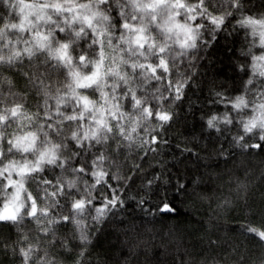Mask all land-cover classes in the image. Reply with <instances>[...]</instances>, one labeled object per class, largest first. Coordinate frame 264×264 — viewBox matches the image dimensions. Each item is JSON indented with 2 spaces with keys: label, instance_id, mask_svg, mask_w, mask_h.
I'll return each mask as SVG.
<instances>
[{
  "label": "clouds",
  "instance_id": "obj_1",
  "mask_svg": "<svg viewBox=\"0 0 264 264\" xmlns=\"http://www.w3.org/2000/svg\"><path fill=\"white\" fill-rule=\"evenodd\" d=\"M0 264H264V0H0Z\"/></svg>",
  "mask_w": 264,
  "mask_h": 264
},
{
  "label": "snow or ice",
  "instance_id": "obj_2",
  "mask_svg": "<svg viewBox=\"0 0 264 264\" xmlns=\"http://www.w3.org/2000/svg\"><path fill=\"white\" fill-rule=\"evenodd\" d=\"M165 207H166V205H165Z\"/></svg>",
  "mask_w": 264,
  "mask_h": 264
}]
</instances>
